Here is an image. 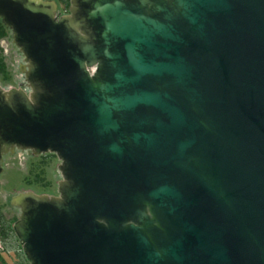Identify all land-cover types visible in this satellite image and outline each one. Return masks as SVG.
<instances>
[{
  "label": "water",
  "instance_id": "water-1",
  "mask_svg": "<svg viewBox=\"0 0 264 264\" xmlns=\"http://www.w3.org/2000/svg\"><path fill=\"white\" fill-rule=\"evenodd\" d=\"M57 9L0 0L28 87L0 86V174L60 160L10 200L30 264H264V0Z\"/></svg>",
  "mask_w": 264,
  "mask_h": 264
},
{
  "label": "rangeland",
  "instance_id": "rangeland-1",
  "mask_svg": "<svg viewBox=\"0 0 264 264\" xmlns=\"http://www.w3.org/2000/svg\"><path fill=\"white\" fill-rule=\"evenodd\" d=\"M59 12L60 14L68 13L61 10ZM1 47L0 54L6 64V75L0 76L1 88L8 90L20 86L28 91L24 74L20 71V65H24L23 56L12 43L9 30L7 36L1 41ZM59 163L60 160L53 153L34 155L29 150L15 149L3 155V171L0 174V207L13 224L19 217V209L10 203L14 195L26 191L48 196L58 195L57 186L61 180ZM1 255L6 264H13L12 253L2 252Z\"/></svg>",
  "mask_w": 264,
  "mask_h": 264
},
{
  "label": "trees",
  "instance_id": "trees-1",
  "mask_svg": "<svg viewBox=\"0 0 264 264\" xmlns=\"http://www.w3.org/2000/svg\"><path fill=\"white\" fill-rule=\"evenodd\" d=\"M58 2V11L67 12L70 6V0H56ZM8 29H6L3 23L0 21V52L2 51L1 41L7 36ZM6 75V64L3 57L0 54V76ZM0 241L3 244V251L12 253L13 264H30V261L27 259L23 250L21 248L19 239L13 228L12 221L6 217L4 212L0 207ZM0 252V263L6 264L2 258Z\"/></svg>",
  "mask_w": 264,
  "mask_h": 264
},
{
  "label": "built area",
  "instance_id": "built-area-1",
  "mask_svg": "<svg viewBox=\"0 0 264 264\" xmlns=\"http://www.w3.org/2000/svg\"><path fill=\"white\" fill-rule=\"evenodd\" d=\"M4 249H3V244L1 243L0 241V252H2Z\"/></svg>",
  "mask_w": 264,
  "mask_h": 264
},
{
  "label": "flooded vegetation",
  "instance_id": "flooded-vegetation-1",
  "mask_svg": "<svg viewBox=\"0 0 264 264\" xmlns=\"http://www.w3.org/2000/svg\"><path fill=\"white\" fill-rule=\"evenodd\" d=\"M58 3V2H57ZM20 87V86H19ZM25 151V150H24ZM2 158H3V156H2Z\"/></svg>",
  "mask_w": 264,
  "mask_h": 264
}]
</instances>
